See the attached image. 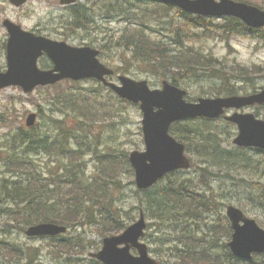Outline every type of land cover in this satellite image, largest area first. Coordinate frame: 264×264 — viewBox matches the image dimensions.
Returning <instances> with one entry per match:
<instances>
[{
	"label": "trees",
	"instance_id": "16d2710c",
	"mask_svg": "<svg viewBox=\"0 0 264 264\" xmlns=\"http://www.w3.org/2000/svg\"><path fill=\"white\" fill-rule=\"evenodd\" d=\"M243 1L250 2L251 0ZM182 15L184 20L178 24L174 23L171 17L163 19L160 22L161 27L159 26L160 32L158 30L161 37L152 38L149 34L141 33L147 25L142 23L143 17L141 19L132 13L131 18L127 16L131 27L125 29V32L130 33L122 34L119 37L122 41L118 42L130 51V57L137 65L149 69L148 72L161 79L168 78L177 85L190 78L198 82L207 81L216 95L254 92L260 87H257L254 80L261 77L262 67L248 68L237 65L227 71L219 65L217 58L207 51L203 43L220 31L245 35L256 34L257 37L264 39V29L251 30L233 18H226L216 24L207 18L191 19L186 14ZM135 21L141 25L140 28L133 25ZM220 35L227 36L228 34ZM117 71L128 72L126 67ZM78 100L77 97L69 98L67 102L63 100L64 109L73 112L70 115L71 118L95 121L93 118L98 115L91 108L81 106ZM64 109L61 111H65ZM84 120L78 123L80 128L85 123ZM193 123L194 121L178 123L173 126V133L185 142L187 149L194 144L198 154L201 155L203 152L210 155L215 166L226 168L235 164L245 167L255 166L259 162L243 161L236 158L232 151L223 148L221 140L216 137L217 134L202 126L206 121H198L195 123L196 127ZM179 127L182 129L178 130ZM199 127L202 129L198 130ZM76 131L79 130H74L72 133L74 143L69 146L66 131L62 127H59L56 141L50 143L47 141L48 137L41 136L35 128L18 127L16 129L11 137L16 144L12 145L13 151H6L7 157L4 162L6 171L0 178V218L4 226L22 230L23 226L35 222L54 221L76 229L81 226L91 228L96 223L98 226L94 227L98 234L105 236L119 233L129 221L134 219L133 214L129 215L126 220L122 219V209L117 205L119 198L111 193L112 187H118L117 192L121 193L126 186L123 182L119 186L120 181L116 177L119 170H122L120 163L125 164L126 173L131 174V169L127 167L126 153L96 154L100 170L86 177L82 170L78 171V165L83 162L82 156L90 148L83 150L82 138ZM18 148H22L21 154H18ZM39 148L48 154L58 151L63 160H66L63 162L65 174L57 175V179L50 172L48 176H42L31 161L24 156L25 153L36 152ZM209 174L206 168L201 169V181L212 191L206 181ZM242 190L247 193L248 201L264 213V182L253 183L251 187H243ZM137 194L140 197V205H142L140 207L153 218L168 222L174 220L176 224L181 223L179 218H199L201 219L199 221H203L206 225H213L214 229L217 228L213 230L211 238L216 241L215 250H212L210 255L205 250L196 252L175 247L171 250L177 254L174 256L171 253V264H243L230 254L225 242L220 240L224 236L229 237L230 234L226 218L219 213L216 215L210 213V203L207 198H203L204 196H190L191 201L189 202L182 200L180 197L182 183L169 178H167V184H160V189L157 184L152 189L143 192L142 197L140 192ZM217 204H219L218 209H221L223 205ZM211 216H215L217 221H206ZM9 223H12V226ZM10 230L13 229L7 231L10 233ZM5 240L6 236L0 234V264L4 263V259L8 256L20 259L25 264H33L35 259H39L37 249L26 251ZM178 241L183 247H189V241L185 237L179 236ZM51 244L58 252L67 255L83 253L82 246L84 252L87 246L94 247L91 242L84 243L80 237L54 240ZM169 259L163 264H170ZM249 264H264V254L256 256Z\"/></svg>",
	"mask_w": 264,
	"mask_h": 264
},
{
	"label": "water",
	"instance_id": "95a60500",
	"mask_svg": "<svg viewBox=\"0 0 264 264\" xmlns=\"http://www.w3.org/2000/svg\"><path fill=\"white\" fill-rule=\"evenodd\" d=\"M12 1L19 4L18 0ZM159 1L199 14H230L241 18L249 26H264V11L231 0H220L218 3L214 0ZM10 25L7 42L8 69L5 73H0V87L18 84L25 91H30L37 84L54 83L64 77L73 79L95 77L108 84L121 97L141 102L146 150L143 153L133 151L130 154L138 187H148L165 172L188 166L182 154L183 146L175 142L167 133L171 122L194 116L218 117L224 108H240L264 102V88L258 93L247 96L199 98L195 103H187L183 99L185 92L166 82H163L162 90H149L145 80L137 82L124 76L118 77L121 86L107 83L104 75L111 71L96 59L95 50L89 47H70L64 42L24 33L19 26L11 23ZM42 51L53 60L55 66L52 70L37 68L36 60ZM226 119L238 125L239 134L234 139V143L264 149V121L256 119L253 114L238 113ZM33 121L34 114H30L27 124L30 125ZM227 214L234 231L232 240L228 244L233 253L248 259L252 252H263L264 230L254 220L246 218L237 208L229 206ZM144 228L143 216L140 215V219L128 226L122 234L105 237L101 249L92 255L104 264H158L147 255L146 246L138 243L139 237L143 236ZM64 230V226L40 223L28 227L25 233L27 236L53 235ZM122 244L124 246L120 247L119 245ZM130 246L138 249V256L129 253Z\"/></svg>",
	"mask_w": 264,
	"mask_h": 264
},
{
	"label": "rangeland",
	"instance_id": "374dc122",
	"mask_svg": "<svg viewBox=\"0 0 264 264\" xmlns=\"http://www.w3.org/2000/svg\"><path fill=\"white\" fill-rule=\"evenodd\" d=\"M84 1V0H81ZM261 5L264 7V0H261ZM135 3H138L135 1ZM143 4V3H141ZM148 7V4L143 5L145 10ZM60 11L57 10L55 6L54 0H42V1H30L26 5L21 6L20 8L13 7L8 0H0V71H4L6 68V60H5V42L7 39V34L5 29L2 26V20L4 18H9L12 21L20 24L25 29L30 28H38L40 23L49 22L51 25H54L59 22L60 19H57V16L60 15ZM161 17V16H160ZM175 18V16H173ZM149 19L155 18L148 17ZM217 21V20H215ZM158 22V21H156ZM175 23V21H174ZM154 24V23H153ZM177 24V23H176ZM106 25V27L102 28L101 34H99V38H102L106 35L111 34V32L118 31L121 29L122 24L118 22L111 21ZM159 25V22H158ZM67 34L61 35L58 33L50 34L52 38L65 40L69 44L74 45H84L90 42L91 37H94L96 34H89L88 31H81V33H75L71 35V31L65 29ZM106 32V34H105ZM117 36L118 34H114ZM204 46L207 51L211 49L212 54L218 56L222 59L224 63H227L228 66L242 64L246 67H252L253 65L261 64L264 66V43L262 41L257 40L256 38L251 37H234L225 43L224 41H220L218 39L215 40H207L204 43ZM125 55H121L123 57ZM129 56V53L126 57ZM106 58V57H105ZM114 59V58H113ZM105 61V60H104ZM113 66L115 63L113 61H105ZM117 64V63H116ZM130 70V67H128ZM133 78H146L150 85L153 87H158V80L153 77L145 74V72L141 73L138 70H134ZM157 81V82H156ZM194 78L189 79L187 81L182 82L183 88L188 92L190 97H196L198 94H204L203 90L207 89V86L201 88L198 86ZM260 84L264 83V77L259 79ZM80 87L87 88L89 83L80 82L77 84ZM51 89H41L34 90L32 93L24 94L19 87L11 86L0 90V143L6 142V139L9 137L13 128H16L17 125H23L26 115L29 112H36L38 114L36 125L40 130H50L51 125L45 115L40 116L38 107L36 103H39L42 110L45 114H48V110L50 105L45 101V95L51 91ZM48 91V92H47ZM104 94V92H102ZM208 96L207 94L202 95V97ZM123 109H120L122 117H118L115 120L114 132H115V147L123 148L126 150H132L134 148L141 150L143 148L142 142V134L140 130V121H141V113L137 107L130 106L128 104ZM244 111H259L260 115H264V107L262 108H248ZM70 112V111H69ZM71 113V112H70ZM124 118V120L122 119ZM98 124H100L98 122ZM104 128L103 125H101ZM211 127L215 128L216 131H225L221 136L224 138L227 146L230 144V139L235 135L236 130L233 129V126H226L223 121H217L211 124ZM50 135L51 132H49ZM102 139L113 140V137H110V133L106 136L102 135ZM2 146H0L1 148ZM247 156H251L253 158H258L259 156L256 154H251L249 151L247 152ZM90 157V156H88ZM244 159V157L241 156ZM47 159L44 156L35 157V162L38 164V169L40 171H44L45 167L42 165ZM193 161L195 164L199 165L200 161L195 157ZM1 162V159H0ZM233 176L235 178L224 177L222 180L225 183L220 181H213V190L216 194V198L223 200L225 202L240 204L242 205L246 211L248 212L250 217H254L257 221L264 222V213L262 210L256 207H249L245 196L236 190L237 184L245 183L246 180H258L264 181V163L259 161L255 166H245L239 168L237 165L232 167ZM3 174V167L0 166V177ZM238 178H243V181L237 180ZM133 180V178H130ZM134 188V185H128L127 194L123 195L122 200L124 204H128L134 202V197L132 196L131 190ZM219 214H222V211H218ZM218 214V213H217ZM147 217H151L147 215ZM153 218V217H151ZM0 234L7 236L11 240L16 241L19 245L23 246V248H31L37 249L38 253H40L39 259H35L33 264H91L90 260L87 258V254L91 250L88 246L86 247V252L84 253V248L82 246V250L84 254H65L58 252L55 248L49 246L50 241L46 238H29L24 235L23 232H12L9 233L2 225V219L0 218ZM74 235H79L84 239L85 243L93 242V245H99L101 242V237H99L96 231L92 228H86L82 233L73 232ZM66 235V234H65ZM157 250H162L158 246ZM9 261H5V263L1 264H25L24 261L20 259H15L11 257ZM75 262H69V260ZM5 260V259H4Z\"/></svg>",
	"mask_w": 264,
	"mask_h": 264
},
{
	"label": "flooded vegetation",
	"instance_id": "af4514ba",
	"mask_svg": "<svg viewBox=\"0 0 264 264\" xmlns=\"http://www.w3.org/2000/svg\"><path fill=\"white\" fill-rule=\"evenodd\" d=\"M60 27L61 26L59 25V27L54 28L53 25H51L49 22L40 23L38 25V28H40L41 31L45 34H53V33L58 32V31L61 33H64L65 28L64 27L60 28Z\"/></svg>",
	"mask_w": 264,
	"mask_h": 264
}]
</instances>
